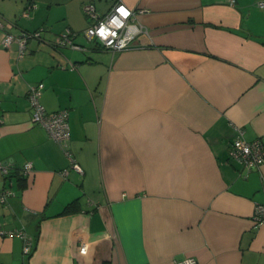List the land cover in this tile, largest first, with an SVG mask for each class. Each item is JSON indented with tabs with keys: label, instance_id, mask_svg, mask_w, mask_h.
Returning a JSON list of instances; mask_svg holds the SVG:
<instances>
[{
	"label": "crops",
	"instance_id": "1",
	"mask_svg": "<svg viewBox=\"0 0 264 264\" xmlns=\"http://www.w3.org/2000/svg\"><path fill=\"white\" fill-rule=\"evenodd\" d=\"M117 1L146 33L112 52L83 37V7L102 17ZM262 2L0 0L11 34L43 29L23 56L0 31V191L13 192L0 229L33 242L25 257L19 237H0V264H264V224L253 222L264 165L247 171L228 157L238 131L264 140ZM66 30L84 50L53 48ZM39 83L47 112L68 111L82 173L31 122L27 92Z\"/></svg>",
	"mask_w": 264,
	"mask_h": 264
},
{
	"label": "built area",
	"instance_id": "2",
	"mask_svg": "<svg viewBox=\"0 0 264 264\" xmlns=\"http://www.w3.org/2000/svg\"><path fill=\"white\" fill-rule=\"evenodd\" d=\"M264 7V2L258 4ZM31 6H27L23 15L28 16ZM84 14L91 20V24L83 31V37L96 46L115 51H123L132 48L137 38L146 33L140 27H137L133 21L135 14L132 9L127 8L120 1L115 2L109 11L102 17L95 14L93 4H86L83 7ZM13 25L8 21L0 20V31L3 33L1 46L9 48L13 43H17L19 47V56L24 55L27 42L29 40H41L43 29L33 32H20L17 35L10 33ZM77 34L66 30L53 41V48H71L74 50H84L85 48L77 44L74 40ZM43 84L39 83L30 86L27 92V101L31 111V122L41 126L49 135V137L59 146L64 155L69 160L70 169L77 173H82L80 166L72 158L69 151V124L68 111L59 110L56 112H47L40 102ZM3 123L1 115L0 101V125ZM238 136L231 142L228 149V157L239 163L245 170L253 171L264 165V140L256 139L248 142L242 137V132L238 131ZM8 161L0 162V171L4 177L9 173ZM31 163H25L22 167V175L29 177L31 175ZM62 177L67 175V171L63 170L59 173ZM13 195L9 189L0 191V203L6 204L9 197ZM253 222L255 225L264 224V204H257L254 208ZM19 237L23 242L22 252L25 257H29L33 250L32 239L25 233L23 229L2 230L0 229V237ZM78 253L85 255L87 253V244L83 241L78 245ZM175 264H199L195 258L187 257L182 260L175 261Z\"/></svg>",
	"mask_w": 264,
	"mask_h": 264
},
{
	"label": "trees",
	"instance_id": "3",
	"mask_svg": "<svg viewBox=\"0 0 264 264\" xmlns=\"http://www.w3.org/2000/svg\"><path fill=\"white\" fill-rule=\"evenodd\" d=\"M28 6H29V5H28ZM7 178H8V176L5 177V179H7ZM18 181H21V183H19V188H24V184H23L24 179L20 177V178L18 179Z\"/></svg>",
	"mask_w": 264,
	"mask_h": 264
}]
</instances>
